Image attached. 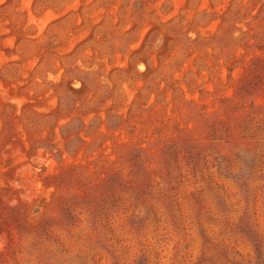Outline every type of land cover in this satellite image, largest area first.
<instances>
[{"label":"rangeland","instance_id":"1","mask_svg":"<svg viewBox=\"0 0 264 264\" xmlns=\"http://www.w3.org/2000/svg\"><path fill=\"white\" fill-rule=\"evenodd\" d=\"M0 264H264V0H0Z\"/></svg>","mask_w":264,"mask_h":264}]
</instances>
